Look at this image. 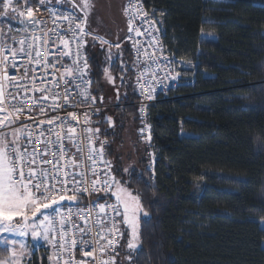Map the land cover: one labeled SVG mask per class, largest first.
I'll return each instance as SVG.
<instances>
[{"label":"trees","instance_id":"1","mask_svg":"<svg viewBox=\"0 0 264 264\" xmlns=\"http://www.w3.org/2000/svg\"><path fill=\"white\" fill-rule=\"evenodd\" d=\"M143 2L180 83L149 107L151 141L138 165L128 166L123 135H133L141 118L131 49L121 43L134 67L124 70L119 60L111 67L123 82L100 114L102 135L116 179L140 196L148 215L131 256L124 234L118 264H264V0ZM90 49L94 92L106 102L105 63ZM8 252L0 243V258Z\"/></svg>","mask_w":264,"mask_h":264},{"label":"snow or ice","instance_id":"2","mask_svg":"<svg viewBox=\"0 0 264 264\" xmlns=\"http://www.w3.org/2000/svg\"><path fill=\"white\" fill-rule=\"evenodd\" d=\"M36 2L48 4L49 0H15L16 4L27 7L30 3ZM14 0H2L0 3V17H8L9 11L20 17L25 13L15 8ZM83 19H79L73 14L71 28L63 29V32L69 38H59L63 49L56 43V39H50L47 32L39 27V19L27 13L28 23L41 35H28L25 39L17 41L19 47H10L3 41H0V234H13L22 238L43 239L51 249V255L48 256L49 264H87V258L93 260V264H115V256H109V259L97 260L96 250L99 248L100 256L107 254V250L114 248L119 241L115 240L116 235L123 237L119 225L123 223L127 229L131 230V240L127 244L129 249H136L135 243L139 238V222L141 216H147L139 195H134L126 186L111 172V162L104 158V144L101 141L97 148L91 139L93 134L100 132L99 128H85L89 134L88 155H83L84 148L82 141L76 135V113L69 112L66 116H56L48 120L33 121V126L38 128L36 136H33L30 127L24 125L20 128L13 126L19 120L21 113L27 111L32 113L36 109L39 114H46L45 104L51 99L50 108L57 111L56 101L63 99L65 103L69 102L71 89H65L63 96L53 91L59 88V82H53L51 85L47 81V76L39 77L40 86L37 87V77L32 65H39L45 71L49 68L55 69L57 63H61L64 58H68L69 65L61 64L64 67L62 76L68 77L64 83H71L72 87L77 89V94L87 103H95L96 97L90 93L92 80H86L88 72V63L86 53L82 50V45L86 44L84 36V23L89 15V4L84 0L83 5H75ZM131 10L134 16H129V32H135L136 36L149 39L145 41L147 47L141 46L144 55L143 71L137 79L141 92L145 86L149 88V95L146 99L154 98L156 91L153 86L158 77V73L171 71L163 66V61L167 57L163 56V49L156 36L152 35L156 29L155 23L149 24L147 14L143 13L142 8L132 9L129 5L125 9L126 15ZM139 18L140 27H133V19ZM65 21H69V16H63ZM53 23L56 20L53 19ZM144 29L141 31V29ZM27 31V30H26ZM53 32L54 30H50ZM205 40H215L216 38L209 33H201ZM102 39V38H97ZM128 39H132L131 36ZM102 43L108 41L102 40ZM139 43V41H137ZM74 44V47L71 46ZM41 45L48 47V56L41 59ZM119 49V44L115 45ZM135 46V45H134ZM56 48V52L52 51ZM151 49L152 54L148 55ZM18 58H25L26 64L23 65L25 77L17 79L15 75H9L10 70H16L21 65L17 64ZM51 59L52 63H49ZM139 60V57L137 58ZM32 72L29 75V72ZM56 75L55 72L50 73ZM143 78V82H141ZM179 78V73L172 77L173 81ZM114 79V78H110ZM123 82V78L121 77ZM79 81V83H77ZM36 92L40 95L37 97ZM49 93L51 95H49ZM31 94V95H30ZM29 98L34 99L35 107L26 109L25 105ZM103 97H101V100ZM6 105V106H5ZM74 106V105H72ZM99 109H96L99 114ZM143 112V108H141ZM87 115V113H85ZM27 119H32L28 116ZM111 121V118H107ZM91 118L83 121L84 125L90 124ZM150 125L147 126L149 133L144 137L151 141ZM143 135L145 129H139ZM46 132L48 134H46ZM62 132L64 135H60ZM37 140L44 144V150H38L34 145ZM65 142L68 147H65ZM75 152L80 154V161H77L75 154L65 156V153ZM54 155L56 163L52 164L49 157ZM87 159L90 162V169H85L83 161ZM61 161H65L61 163ZM104 166L101 169L103 179L97 173V164ZM106 169V170H104ZM91 172V192H103L104 196L92 201L87 208H79L73 211L70 206L72 203L79 204L80 200L87 195H91L89 187L88 174ZM127 171V169H125ZM61 173H63L61 175ZM71 193V194H69ZM114 197V202L99 203V199ZM68 202L62 204V202ZM97 209L96 216L89 222L88 212L90 209ZM51 210L49 212L48 210ZM85 213L82 224L76 226L75 219L66 220L65 212L78 217L79 213ZM57 217L59 220L57 221ZM119 218V219H118ZM93 226L99 228V235L93 232ZM112 237V238H110ZM5 248L10 249L6 257L0 258V264H22L27 255V244L25 239H9L4 235L0 240ZM79 246L82 256L79 262L75 260V249ZM91 248L92 251L85 249ZM131 259V257H129Z\"/></svg>","mask_w":264,"mask_h":264},{"label":"built area","instance_id":"3","mask_svg":"<svg viewBox=\"0 0 264 264\" xmlns=\"http://www.w3.org/2000/svg\"><path fill=\"white\" fill-rule=\"evenodd\" d=\"M0 3H2V0H0ZM131 5L132 9H139L142 8L143 13L147 14V21L149 24L155 23L156 29L158 31H153L152 35L156 36L157 40L159 41L162 49H163V56L167 57L168 59L163 61V66L171 69V71H168L167 73L165 72H160L158 73L159 79L155 82L153 85L156 89L154 93V98L151 100L146 99V97L149 95V88L148 86H145L144 90L141 92L139 85L137 83L138 77H140L141 72L143 71V63L142 61L144 60V55L143 52L140 50L141 46L147 47L145 45V41L149 39L147 35L144 37H138L136 36L135 32H129V16H134V13L129 10V13L126 15L125 9ZM15 8H18L22 10L25 13V16L20 17L17 14L13 13L12 11H9L8 17H0V19H6L7 20H12V22H9L8 27L9 29L7 31L3 32V29H0V41H3L6 45L10 47H19V44L17 41L20 39H25L28 35L30 34H35L36 36H40L41 33L40 31L36 30L32 25H30L27 17V13H32L33 16L37 17L39 21L41 22L39 24V27L44 29L45 32L48 33L50 39H56V43L59 45L61 49H63V45L60 44V39L59 38H69L64 32L63 29L65 28H71L73 25L70 23L72 20L73 14L79 17L75 22H80V19H83L82 15L77 12L74 8L69 7L67 5H64L62 2L59 3H48V4H41V3H36L32 2L30 3L27 7H24L23 5L15 6ZM0 11H2V8H0ZM124 16L126 18L127 24H128V31L126 33V36L124 38V42L127 43L131 49V58L132 61L135 65V70H134V83L136 87V93H137V100L135 104L138 106L139 109V115L141 118V125L139 129L144 128L145 131L143 135L140 133L141 136L147 137L149 133V129L147 128L148 125V114H149V107L152 104L157 103L158 101H161L163 99H169L171 92L179 85L180 83V75L179 78L173 81L172 77H175L178 72L177 68L175 67L173 63V57L169 50L165 47L164 41H163V36L162 33L159 30L158 24L153 18L151 12L146 8L143 0H125L124 8H123ZM69 16V21H65L63 19V16ZM53 19L56 20V23H53ZM84 26V25H83ZM133 27H140V22L139 18L135 17L133 19ZM27 30V31H26ZM50 30H54V35L53 32ZM144 29L142 28L141 31ZM84 31L86 35L84 36V39L87 41V38H89V34L86 32L85 28ZM5 33L8 35L5 37L3 36ZM131 36L132 39H128V37ZM139 41V43H137ZM121 44V42H118V44ZM135 45V46H134ZM74 47V44L71 45ZM82 50L86 53V44L82 45ZM52 51L56 52V48L52 47ZM40 52H41V59H44L45 57L48 56V47L41 45L40 47ZM151 49L148 50V55H151ZM87 56V53H86ZM139 57V60L137 59ZM49 63H52L51 59H49ZM88 63V59H87ZM17 64L21 65V67H18L16 70H10L9 75H15L17 79L24 78L25 77V71L23 65L26 64V59L25 58H18L17 59ZM61 64L64 65H69L70 61L68 58H64L61 63H57L55 69L49 68L45 71L41 66L33 64L31 67L32 69L35 70V75L38 78L37 79V87L40 86L39 83V77L43 74L47 76V81L51 85L53 82L58 81L59 82V88H54L53 91L56 93H59L60 96H63L64 90L70 88L71 89V96L69 97V102L65 103L64 100L58 99L56 101V105L58 110L57 111H52L50 108V105L53 103L52 100L50 99L46 104H45V109H46V114H39V110L36 109L32 113H28L25 111L24 113H21L19 116V120L17 123L13 126L14 128H20L23 127L24 125H28L30 127V131L33 136L37 135L38 128L33 126V121H39V120H48L56 116L64 117L67 115L69 112H75L76 113V122L73 126L76 127V135L80 138L82 141L81 146L84 148V153L83 155L86 157L88 155V140H89V134L85 132V128H99L100 132L98 134H93L91 136L92 141L94 142L95 146L99 148L100 142L101 141H106L104 144V158L108 161L111 162V172L114 175L113 171V162L109 159L107 156V146H108V140L102 135V119L100 117V114L103 109H105L107 106H110L107 104L105 101L100 100L97 98L95 92H94V77L90 72L89 69V64H88V72L87 76L85 77L86 80L90 79L92 80V83L90 85V93L92 96L96 97L95 103L85 102L80 95L77 94V89L75 87H72L71 83H64V80L68 79L66 76H62L64 73V67L61 66ZM55 72L56 75H51L50 73ZM32 72H29V75H31ZM141 82H143V78H141ZM79 83V81H77ZM31 95V94H30ZM35 95L38 97L40 95L39 92H36ZM49 95H51L49 93ZM74 105V106H72ZM6 106V105H5ZM26 109H33L35 107V101L32 98H29L27 100V103L25 105ZM141 108H143V112H141ZM96 109H99V114H97ZM87 113V115H85ZM28 116H31L32 119H27ZM88 117L91 118V123L88 125H84L83 121L87 119ZM151 126V125H150ZM150 133H151V127H150ZM46 134H48L46 132ZM60 135H64L62 132L59 133ZM38 150L43 151L44 150V144L41 140H37L34 145ZM65 147H68V143L65 142ZM75 154V158L77 161H80V154L75 152V148L73 147L72 153H65V156H69ZM49 161L52 164L56 163L55 156L52 155L49 157ZM65 161H61V163H64ZM83 165L85 169H90V162L85 159L83 161ZM104 166L97 164V173L100 175L101 179H103V173L101 169H103ZM148 171L152 173V177H154L155 173V161H150V163L147 166ZM106 170V169H104ZM63 173H61L62 175ZM115 176V175H114ZM91 172L89 171L88 174V187L89 191L91 192ZM71 194V193H69ZM104 194L103 192L96 193V192H91V195H85L82 200H80L79 204L77 205L76 203H72L70 206L73 208V211L75 212L76 207L78 206L79 208H87L92 201H96L99 197H103ZM106 199L109 203L114 202V197H106V198H101L99 199V203H105ZM68 202H62V204H67ZM51 212V210H48ZM96 211L97 209L93 208L90 209L88 212V218L89 222L91 223L92 220L96 216ZM85 213L81 211L79 213L78 217H74L73 214L65 212V219L66 220H73L75 219V224L76 226H80L82 224V220L84 217ZM119 219V218H118ZM59 220V217H57V221ZM120 232L123 233L122 229V223L119 225ZM93 232L96 233V235H99V228L93 226ZM124 234V233H123ZM124 237V235H123ZM123 237L120 235H116L114 237L115 240H118L119 243L114 247L110 248L107 250V254H105L103 257L100 256L99 253V248L96 250V257L97 260L100 259H109V256H115V264H118V259H119V254L121 247L123 245ZM112 238V237H110ZM87 251H92L91 248L85 249ZM52 252V249H51ZM82 253L79 248V246L75 249V260L79 262L81 259ZM87 264H93V260L91 258H87ZM111 264V262H110Z\"/></svg>","mask_w":264,"mask_h":264},{"label":"rangeland","instance_id":"4","mask_svg":"<svg viewBox=\"0 0 264 264\" xmlns=\"http://www.w3.org/2000/svg\"><path fill=\"white\" fill-rule=\"evenodd\" d=\"M62 2L64 5L74 8L77 12L78 9L75 8V5H83L84 0H49V3H59ZM89 4V15L87 16L86 22L84 23V28L86 32L90 36L93 37V42H98L100 46L105 48L100 51L99 60L105 63L106 71H105V79L107 81V85H105L106 89V103L112 106L115 102L114 101L120 95V88L118 82L121 81L119 78H116V73L111 70L112 67V60L108 57V53H106L107 49H112L114 47V35L118 34L120 39L122 40L125 36V23L122 16V9L124 8L125 0H87ZM20 4H16L14 0V7L19 6ZM80 13V12H79ZM83 17V14L80 13ZM9 22L12 20L0 19V29H3V32L6 31ZM8 34L5 33L3 36H7ZM102 38V39H97ZM102 40L108 41V43H102ZM124 42V41H122ZM121 42V43H122ZM107 48V49H106ZM120 64L126 69L125 66L132 67L133 64L126 61L123 51L120 53ZM121 76L123 73L120 74ZM123 77V76H122ZM126 77V75H125ZM114 78V79H110ZM128 77H126L127 80ZM118 81L117 83L115 81ZM125 80V79H124ZM124 94H128V92L124 91ZM107 106V107H110ZM133 135L127 131L124 136V144L122 146V150L124 151V155H130V160L125 157V161L130 162L128 166L138 165L139 160L141 159L140 156L143 153V149L145 146L146 140L142 137L139 133V129L134 131ZM139 135V137L137 136ZM138 142V143H137ZM122 184V182L120 181ZM126 186L125 184H122ZM127 187V186H126ZM128 188V187H127ZM129 189V188H128ZM134 195H137L134 191L129 189ZM145 211V210H144ZM143 216V215H142ZM141 216V217H142ZM141 219V218H140ZM261 227L264 228V220H260ZM140 225V222H139ZM123 233L127 235L126 240V247L131 238V230L127 229L126 226L122 223ZM7 234H0V239H3V236ZM9 239H16L21 240L25 239L27 244V255L22 261V264H39L43 262H47L49 264L48 256L51 255V247L50 245L45 242L43 239H32V238H22L19 236H15L13 234H9ZM138 244L136 249H129L127 247V255L131 256L133 253L136 252L141 246L140 240V226H139V238L134 241ZM10 251V249H9Z\"/></svg>","mask_w":264,"mask_h":264},{"label":"crops","instance_id":"5","mask_svg":"<svg viewBox=\"0 0 264 264\" xmlns=\"http://www.w3.org/2000/svg\"><path fill=\"white\" fill-rule=\"evenodd\" d=\"M122 10V18L124 19L123 21H124V23H125V27H124V30H125V36H126V33H127V31H128V24H127V21H126V18H125V16H124V12H123V8H121ZM125 36L123 37V39L121 40L120 39V37H119V35L117 34H115L114 35V47L112 48V49H107L106 51V53H108L109 55H108V57L112 60V64L114 65L115 63H116V61L117 60H119L118 62H119V65H121L120 64V53H121V51H123V53H124V50L122 49V44H120L119 43V49H117V47L115 46L116 44H118V42H122V41H124V38H125ZM93 37H91L90 36V38H87V43H86V53H87V55L89 56H92L91 55V47L94 49V50H97V51H102V49L103 48H105V47H103V46H100L99 44H98V42H93ZM131 63H132V61H130ZM133 64V63H132ZM112 65V66H113ZM133 67H134V65H133ZM116 83L118 82L117 80L115 81ZM121 83V81H119L118 82V84H120ZM133 86H134V88H133V91H135L136 92V87H135V83H134V81H133ZM8 235V237H10V235L9 234H7ZM1 238V237H0ZM0 240H2V239H0Z\"/></svg>","mask_w":264,"mask_h":264}]
</instances>
